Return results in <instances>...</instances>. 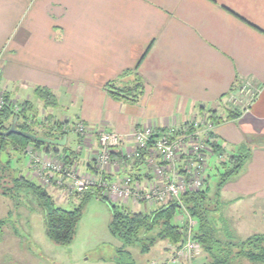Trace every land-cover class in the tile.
<instances>
[{"label": "crops", "instance_id": "crops-1", "mask_svg": "<svg viewBox=\"0 0 264 264\" xmlns=\"http://www.w3.org/2000/svg\"><path fill=\"white\" fill-rule=\"evenodd\" d=\"M0 64L1 92L17 104L31 101L39 121L65 123L66 144L60 152L43 150L46 158L94 174L99 132L124 137L106 168L117 183L126 175L142 185L154 179L147 159L132 156L137 128L163 135L189 131L210 111L232 116L213 130L218 147L208 153L205 185L210 169L219 173L229 157L247 153L241 171L222 186L218 209L225 205L230 212L223 217L241 225L264 222V0H0ZM137 77L144 82L137 101L108 90L111 82L125 87ZM247 83L251 97L234 101L233 91ZM37 87L50 89L57 106H45ZM73 132L76 150L68 148Z\"/></svg>", "mask_w": 264, "mask_h": 264}, {"label": "trees", "instance_id": "trees-1", "mask_svg": "<svg viewBox=\"0 0 264 264\" xmlns=\"http://www.w3.org/2000/svg\"><path fill=\"white\" fill-rule=\"evenodd\" d=\"M107 86L114 97L130 101H137L144 91V82L140 77L135 79L133 85L119 87L111 82ZM35 94L47 107H55L58 104L53 92L46 87H37ZM5 98L10 101L7 95ZM18 106L19 111H16L14 106H7L0 111V193L15 200H19L23 193L25 195L30 193L43 210L45 232L52 242L67 246L74 241L77 224L82 218L84 206L91 198L96 197L98 200L106 201L112 208L109 230L122 243L114 260L116 264H136L127 248L137 243L140 244L141 253H148L157 243L164 241L168 242L171 248L183 245L185 227L180 226L176 220L181 213V207L178 204L171 202L152 212H137L122 203L113 204L106 197L87 192L80 197L81 202L76 208L67 210L56 205L53 196L44 186L22 175H13L12 185H7L5 183L6 179L3 180L2 172H10L11 166L10 160L3 161L1 157L3 152H8L10 149L21 152L28 146H33L36 150H44L45 152H60L62 149L60 146L38 143L33 139L16 134L6 135L5 133L15 120H17V129L37 136L62 139L67 135L63 128L65 123H60L54 117H47L45 120L39 121L37 110L31 101H23ZM209 113L210 120L215 124L229 120L232 117L228 115L223 118L216 112L210 111ZM233 115L237 117L239 113H233ZM211 136L214 137L213 132ZM212 147L217 148L218 146L212 143ZM247 158V153H240L229 157L227 161L221 164L218 168V183L214 196L210 195L209 186L204 185L201 189L188 191L181 197L184 207L197 223L195 239L201 250L208 255L209 260L206 264H232L239 259H247L252 264H264V234L254 235L242 242H235L229 239H221L219 230H223V225L222 229L217 225L219 222L226 224L225 218L218 212L221 188L241 171ZM146 159L147 153L143 151L141 157L136 160H138L137 163H143ZM104 178L108 179L105 175ZM4 224L5 222L0 220V229ZM227 236L232 237L231 234H227Z\"/></svg>", "mask_w": 264, "mask_h": 264}, {"label": "built area", "instance_id": "built-area-1", "mask_svg": "<svg viewBox=\"0 0 264 264\" xmlns=\"http://www.w3.org/2000/svg\"><path fill=\"white\" fill-rule=\"evenodd\" d=\"M2 74L0 64V80ZM5 96L0 91V111L7 106H14L19 111L18 104L7 101ZM215 126L208 116L194 120L189 131L170 130L159 135L154 128H137L132 135L136 143L132 156L137 159L143 151L147 153V161L154 175L152 183L147 185L140 184L130 175H126L118 183L104 178L106 168L114 164V153L122 147L124 141V137L115 132H99L94 174H80L74 166L65 163V160L45 158L47 156L44 152L33 146L24 148L23 152L35 177L44 181L45 185L63 192L84 195L96 189L100 197H106L110 201L118 200L123 205L130 201L137 205L144 203L165 206L171 202L180 205L179 225L185 227V241L182 246L172 248L169 258L161 264H195L201 249L195 239L197 223L184 207L181 197L188 191L201 189L207 181L206 162L212 149L211 134ZM76 131L83 136L87 129L80 123Z\"/></svg>", "mask_w": 264, "mask_h": 264}, {"label": "rangeland", "instance_id": "rangeland-1", "mask_svg": "<svg viewBox=\"0 0 264 264\" xmlns=\"http://www.w3.org/2000/svg\"><path fill=\"white\" fill-rule=\"evenodd\" d=\"M251 85L247 83L236 88L233 91L236 98H233V100L237 99L240 102L244 99L249 89L252 88ZM241 88H244V90H241ZM249 94L250 98L251 93ZM59 109L63 114L70 115V113H64L61 107ZM64 131L67 132L66 129ZM76 141L77 135L73 132L69 137L68 148L70 150L77 149ZM1 157L5 162L10 160V172L12 173L9 171L2 172L3 180L6 179L5 183L7 185H12L13 175H22L41 186L46 184L35 177V174H29L30 172L27 169L29 162L23 150L18 152L10 149L8 152H3ZM214 161L211 160L209 163L211 168ZM216 172L214 167L213 170H209L210 181L208 186L211 196H214L218 183ZM44 188L53 196L57 206L67 210L76 208L81 202L80 197L83 196L66 193L47 185ZM96 191V189H93L91 193L97 194ZM37 202L30 193L27 195L23 193L19 200L0 193V220L5 222L0 229V264H116L114 260L122 243L109 230L112 218L110 204L98 200L96 197L91 198L84 206L82 218L77 224L74 241L70 245L62 246L55 244L47 237L44 213ZM111 202L113 204L120 203L118 200ZM143 204L141 203L137 207L136 204L132 205V201H130L125 206L137 212H146L149 208L146 209ZM225 207V205H222L218 212L223 214L226 210ZM227 212L230 211L226 210ZM180 217L181 213L176 219L178 223ZM225 220V225L224 222L217 224L221 229L223 225V230H219L221 239L242 242L254 235L264 234V222L245 220L241 225L237 223L235 216ZM240 226L241 228H239ZM227 234H231L232 237H228ZM127 250L131 252L136 264H161L169 258L172 252L170 244L166 241L157 243L148 253H141L139 243L129 246ZM208 260L206 252L200 249L195 264H206ZM232 264L252 263L247 259H239Z\"/></svg>", "mask_w": 264, "mask_h": 264}, {"label": "water", "instance_id": "water-1", "mask_svg": "<svg viewBox=\"0 0 264 264\" xmlns=\"http://www.w3.org/2000/svg\"><path fill=\"white\" fill-rule=\"evenodd\" d=\"M16 122L17 120H15V122L12 123L10 129L5 133L6 135L16 134V135H20L23 137L33 139L34 141L38 143L56 145L60 147L66 144L67 136H64L63 139H51L47 137L37 136V135L27 133V132L17 129Z\"/></svg>", "mask_w": 264, "mask_h": 264}]
</instances>
